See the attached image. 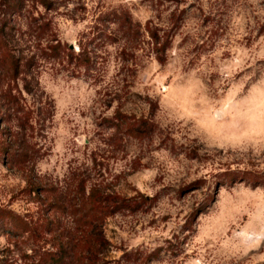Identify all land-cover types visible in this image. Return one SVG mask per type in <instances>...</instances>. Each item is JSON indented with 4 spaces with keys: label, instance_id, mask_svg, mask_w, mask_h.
I'll return each instance as SVG.
<instances>
[{
    "label": "rangeland",
    "instance_id": "1",
    "mask_svg": "<svg viewBox=\"0 0 264 264\" xmlns=\"http://www.w3.org/2000/svg\"><path fill=\"white\" fill-rule=\"evenodd\" d=\"M94 187L148 198L112 263L264 264V0H0V207L31 227L0 220V264L77 240Z\"/></svg>",
    "mask_w": 264,
    "mask_h": 264
},
{
    "label": "trees",
    "instance_id": "2",
    "mask_svg": "<svg viewBox=\"0 0 264 264\" xmlns=\"http://www.w3.org/2000/svg\"><path fill=\"white\" fill-rule=\"evenodd\" d=\"M150 35L155 39L156 43L160 41L159 36L151 29ZM168 45L169 42L166 39L157 48V51L165 52ZM160 60L163 59L160 57ZM20 64L19 60L17 64L15 63V68L17 66V69H19ZM124 123L127 124L128 130L132 132L140 131L147 133L152 128L146 125L144 126L135 120H125ZM5 151H8V157H12L13 160L23 153V151L20 154L17 151L9 152L6 149ZM31 186L32 191L38 192L40 189V184L34 183ZM147 200L148 198L143 194H140V198L137 200L135 197H124L116 193H105L99 187L92 188L89 193H84L78 206H76L77 208L74 209L77 213L78 224L80 226V235L77 240L73 241L72 244L69 243L70 245L58 246L56 250L43 251L38 259L32 261L30 264H69L73 260H76L80 264H121L120 260L112 263V259H108L111 248L110 242L104 234V222L110 215L123 209L138 207L142 203L147 202ZM0 220L4 225H9L12 228L11 230L21 234L31 231L29 222L13 210L0 207Z\"/></svg>",
    "mask_w": 264,
    "mask_h": 264
}]
</instances>
